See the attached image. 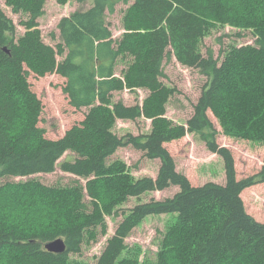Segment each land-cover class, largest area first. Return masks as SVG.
Listing matches in <instances>:
<instances>
[{
    "label": "trees",
    "instance_id": "16d2710c",
    "mask_svg": "<svg viewBox=\"0 0 264 264\" xmlns=\"http://www.w3.org/2000/svg\"><path fill=\"white\" fill-rule=\"evenodd\" d=\"M73 1L89 5L59 20L54 46L43 40L38 27L46 0H4L14 13L27 15L20 22L25 28L20 36L0 7V198L29 192L34 208L52 212L50 221L25 227L0 212V264H86L71 255L107 233L106 216L118 215L130 198L173 185L179 189L172 196L138 202L122 212L93 264H145L139 259L142 251L129 248L125 240L146 217L160 214L173 219L160 239L156 264H264V223L246 210L241 196L246 188L264 183V164L259 173L238 179L234 156L217 143L209 117L211 113L218 120L225 135L264 145V0ZM119 3L128 7L124 31L115 38L107 15ZM217 24L251 30L255 41L230 47L222 60L211 50L204 54L200 43ZM172 57L207 77L184 123L166 115L175 88L161 78ZM30 73L63 77L69 104L87 108L84 118L61 137H46L38 125L43 106L31 90ZM125 89L147 94L132 105L115 101L114 92ZM139 118L150 120L148 133L113 131L117 119ZM187 133L199 135L223 159L224 184L196 186L176 169L165 143ZM124 146L159 159L156 176L135 178L122 160L110 161ZM66 152L73 158L59 162ZM57 165L85 185L3 181L49 173ZM56 238L65 242L63 253L43 247Z\"/></svg>",
    "mask_w": 264,
    "mask_h": 264
},
{
    "label": "rangeland",
    "instance_id": "374dc122",
    "mask_svg": "<svg viewBox=\"0 0 264 264\" xmlns=\"http://www.w3.org/2000/svg\"><path fill=\"white\" fill-rule=\"evenodd\" d=\"M89 4H79L69 0L64 4L57 3L56 0H46L44 13L38 19V27L43 40L55 45L58 42L59 31L57 24L63 16H68L74 10L84 9ZM0 7L11 18L16 27V36L24 33L25 28L21 25V20H25L24 13H14L11 8L5 5L4 0H0ZM128 4L119 3L115 12L107 15V21L115 38H119L123 33V15ZM255 41L251 30L239 29L227 24H217L209 30L200 43V50L205 54L208 50L213 52L215 58L222 60L225 52L232 46H242L252 44ZM123 67L118 65L117 71ZM161 80L169 87L175 88L174 94L167 103L166 115L175 123H184L193 113V105L197 102L201 89L207 81V77L196 68L182 66L174 57L164 63V77ZM31 90L42 102V112L38 125L45 130V136L51 139L61 137L72 125L79 123L87 111V108L75 109L69 104L67 96L63 93L62 87L65 79L58 74H47L37 77L33 73L28 76ZM147 92L141 89L130 91L125 89L114 92L115 101L122 100L127 105L141 102ZM209 117L216 127V141L218 144L228 147L235 160L237 178H243L260 172L264 162V145L261 142L250 141L240 137H232L222 132L218 120L209 113ZM150 130V120L139 118L136 120L117 119L113 131L118 135L132 133L134 135L148 133ZM166 148L173 156L176 169L184 173L193 185H202L206 182L225 183V170L223 159L216 153L208 150L206 143L197 134L187 133L180 139H175L165 143ZM73 158V154L66 152L59 162ZM120 159L127 164L130 173L135 177L150 176L155 177L159 169V159H149L143 152L131 146L120 147L115 154L110 157V161ZM39 180L47 186H68L77 181L85 185V180L65 172L59 165L49 173H38L30 177H7L3 181H26ZM179 188L170 186L163 190H155L145 193L139 198H130L128 202L122 204L118 215L106 216L107 233L100 235L96 242L84 244L81 254L71 255L72 258L81 260L86 264H93L96 258L106 245L107 239L113 235L117 225L122 219V212L138 202L149 201L150 199H164L172 196ZM31 193H26L17 198L5 196L0 198V212L8 217L11 223L22 226L30 224L34 226L45 221H50L52 212L46 209L34 208ZM88 197L85 200L88 201ZM244 204L247 211L260 222L264 223V183H258L247 189L243 193ZM30 201V205L28 204ZM27 209V210H25ZM173 215L160 214L146 217L136 226L126 238L125 242L129 248L138 247L142 252L139 257L145 264H156V252L162 234L172 221ZM25 227V226H24Z\"/></svg>",
    "mask_w": 264,
    "mask_h": 264
},
{
    "label": "water",
    "instance_id": "95a60500",
    "mask_svg": "<svg viewBox=\"0 0 264 264\" xmlns=\"http://www.w3.org/2000/svg\"><path fill=\"white\" fill-rule=\"evenodd\" d=\"M43 247L47 251L59 254L65 251L66 245L62 238H56L54 240L45 242Z\"/></svg>",
    "mask_w": 264,
    "mask_h": 264
},
{
    "label": "crops",
    "instance_id": "0c3cea01",
    "mask_svg": "<svg viewBox=\"0 0 264 264\" xmlns=\"http://www.w3.org/2000/svg\"><path fill=\"white\" fill-rule=\"evenodd\" d=\"M255 186V185H254ZM251 187H253V186H251ZM251 187H249V188H251ZM249 188H246L245 190H247V189H249ZM244 190V191H245ZM244 191L241 193V196H242V199H243V201H244V198H243V193H244ZM245 205V204H244ZM245 208H246V210H247V207L245 206ZM249 212V211H248ZM250 213V212H249ZM251 214V213H250ZM253 215V214H252ZM254 216V215H253Z\"/></svg>",
    "mask_w": 264,
    "mask_h": 264
}]
</instances>
